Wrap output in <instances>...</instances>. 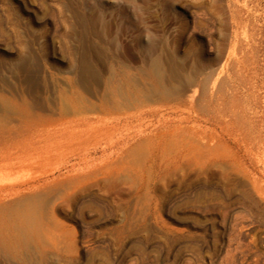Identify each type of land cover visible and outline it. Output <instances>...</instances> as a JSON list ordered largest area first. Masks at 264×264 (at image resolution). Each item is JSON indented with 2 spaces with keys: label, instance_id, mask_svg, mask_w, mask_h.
Listing matches in <instances>:
<instances>
[{
  "label": "rangeland",
  "instance_id": "1",
  "mask_svg": "<svg viewBox=\"0 0 264 264\" xmlns=\"http://www.w3.org/2000/svg\"><path fill=\"white\" fill-rule=\"evenodd\" d=\"M0 111V264H264V0H0Z\"/></svg>",
  "mask_w": 264,
  "mask_h": 264
},
{
  "label": "bare ground",
  "instance_id": "2",
  "mask_svg": "<svg viewBox=\"0 0 264 264\" xmlns=\"http://www.w3.org/2000/svg\"><path fill=\"white\" fill-rule=\"evenodd\" d=\"M139 80V79H138ZM110 82V81H109ZM139 83V82H138ZM141 85V84H140ZM146 92V91H145ZM1 112V111H0ZM24 222V221H23Z\"/></svg>",
  "mask_w": 264,
  "mask_h": 264
}]
</instances>
